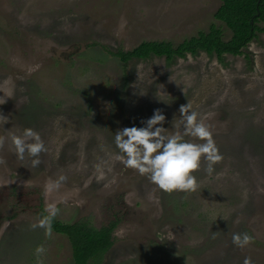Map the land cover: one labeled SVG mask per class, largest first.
<instances>
[{
    "label": "rangeland",
    "instance_id": "1",
    "mask_svg": "<svg viewBox=\"0 0 264 264\" xmlns=\"http://www.w3.org/2000/svg\"><path fill=\"white\" fill-rule=\"evenodd\" d=\"M221 4L0 0V264H36L37 245L43 264H74L67 237L31 227L50 203L62 223H118L102 264H264V33L221 59L201 51L124 65L111 54L143 42L177 46L211 25L229 41L215 18ZM187 103L212 126L223 159L209 174L201 158L194 191L164 192L116 159L115 132L144 126L159 109L173 133ZM25 128L47 149L37 167L11 142ZM237 233L254 239L237 247Z\"/></svg>",
    "mask_w": 264,
    "mask_h": 264
},
{
    "label": "clouds",
    "instance_id": "2",
    "mask_svg": "<svg viewBox=\"0 0 264 264\" xmlns=\"http://www.w3.org/2000/svg\"><path fill=\"white\" fill-rule=\"evenodd\" d=\"M126 25L127 21L122 19L119 29L123 30ZM179 112L180 122L173 124L178 130L173 133L163 127L166 117L157 109L151 117L142 122L144 126L125 127L115 132L114 136L118 149L116 159L126 168L146 175L152 184L164 192L194 191L197 180L193 173L200 168L201 158L208 162L206 171L209 174L214 171L213 165L223 159L213 138L212 126L205 122V118L199 117L189 103L182 105ZM0 120L4 124L7 123V117L3 115H0ZM185 137L202 142H194ZM11 142L18 159L23 160L25 154L32 158V167L39 166L40 154L47 151L40 134L31 128H25L20 134H12ZM99 178H103V173ZM65 179L66 177L61 175L57 180L50 182L47 185L48 191L59 188ZM45 211L47 215L31 227L44 228L46 236H51V222L59 209L55 203H50ZM253 239L247 233L232 236L233 244L240 248L249 245ZM45 252L43 245L36 246V264H43L41 257ZM243 264H253L252 259L245 257Z\"/></svg>",
    "mask_w": 264,
    "mask_h": 264
},
{
    "label": "trees",
    "instance_id": "3",
    "mask_svg": "<svg viewBox=\"0 0 264 264\" xmlns=\"http://www.w3.org/2000/svg\"><path fill=\"white\" fill-rule=\"evenodd\" d=\"M220 1L222 4L215 18L231 31L232 37L229 41H224L220 28L211 25L207 33L200 32L177 46L165 41L143 42L130 51L119 50L111 54L124 65L152 56L172 61L175 58H185L187 55H197L201 51L209 55L215 54L218 59L224 55L241 56L243 50L258 37V33H264V28L259 26L264 23V0ZM40 213V218L47 215L42 208ZM117 226L118 223L114 221L98 229L88 218L70 224L62 223L55 218L51 222L53 231L69 239L74 264H102L114 245L113 235Z\"/></svg>",
    "mask_w": 264,
    "mask_h": 264
},
{
    "label": "bare ground",
    "instance_id": "4",
    "mask_svg": "<svg viewBox=\"0 0 264 264\" xmlns=\"http://www.w3.org/2000/svg\"><path fill=\"white\" fill-rule=\"evenodd\" d=\"M33 26V25H32ZM2 132V131H1ZM2 175V174H1Z\"/></svg>",
    "mask_w": 264,
    "mask_h": 264
}]
</instances>
